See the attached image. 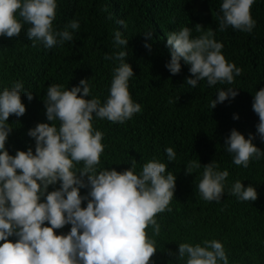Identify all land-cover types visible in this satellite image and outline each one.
<instances>
[{"label":"clouds","instance_id":"obj_1","mask_svg":"<svg viewBox=\"0 0 264 264\" xmlns=\"http://www.w3.org/2000/svg\"><path fill=\"white\" fill-rule=\"evenodd\" d=\"M255 3L221 0L218 30L231 27L250 34L256 26L251 14ZM57 7L58 0H0V37H18L24 29L33 47L39 43L45 49L72 41L79 21L72 19L56 30ZM117 22L126 27L123 20ZM25 25L29 27L25 29ZM202 29L195 25L198 36H193L189 27L166 34L170 60L165 68L177 75L183 62L190 73L185 83L193 89L200 81H206L209 88L232 85L242 69L225 58L215 30ZM144 35L150 38L152 33ZM127 45L128 39L116 30L113 46L121 50L104 56L116 66L103 102L91 94L90 79H81L71 89L60 84L48 86L43 99L47 122L27 131L34 150L29 146L12 155L6 147L13 131L9 117L25 114L21 97L31 101L32 92L22 81L0 88V264H155L151 258L157 251L154 237L161 232L158 214L172 212L176 176L167 171L168 164L156 158L145 162L139 171L135 159L122 171L100 168L106 146L102 143L104 133L94 128L96 120L123 124L142 111L129 92L135 74L126 62L128 53L123 49ZM144 47L151 51L147 42ZM236 89H217L209 108L234 99ZM252 110L259 118L256 135L264 142V88L253 95ZM233 119L239 116L234 114ZM255 138L249 133L246 139L235 128L230 131L223 146L233 164L248 168L250 162L264 158V151L253 143ZM165 154L168 163L176 159L171 147ZM201 166L196 185L200 197L220 203L229 171L221 170L214 159L205 165L192 160L186 164L185 174ZM82 189L87 190L83 195ZM228 192L241 202L258 198L256 188L251 184L246 187L241 180L232 183ZM65 226H70L67 232L59 231ZM169 255H175L176 264H230L218 239L179 243Z\"/></svg>","mask_w":264,"mask_h":264},{"label":"trees","instance_id":"obj_2","mask_svg":"<svg viewBox=\"0 0 264 264\" xmlns=\"http://www.w3.org/2000/svg\"><path fill=\"white\" fill-rule=\"evenodd\" d=\"M220 4L221 0H58L53 26L62 30L70 20H78L80 27L73 32L72 41L45 49L39 43L33 47L24 29L18 37H0V88L22 81L33 95L31 101L22 95L26 106L22 117H9L13 131L6 147L12 155L29 146L34 150V141L27 131L47 122L43 99L49 85L71 89L81 79H90L91 94L103 102L116 66L104 56L121 50L113 46L116 30L128 39L123 50L127 51L126 62L135 74L129 81V92L142 111L123 124L96 120L94 128L104 133L102 143L106 146L100 168L122 171L135 159L139 171L145 162L156 158L168 164L167 171L176 176L172 212L158 214L161 232L154 237L157 251L151 258L155 264H176L170 251L175 253L179 243H199L204 239L222 241L230 264H264V158L243 168L232 163L223 146L235 128L246 139L249 133L256 136L253 143L264 151V142L256 135L259 118L252 110L253 95L264 88V0L252 5L256 26L250 34L231 27L220 32ZM197 24L202 31L215 30V39L224 45L225 58L242 69L232 85L209 88L206 81H200L193 89L185 83L190 73L183 62L177 75L165 68L170 60L166 34L189 27L192 35L198 36ZM149 32L152 35L146 38L144 34ZM145 42L151 45V51L144 47ZM227 87L237 88L238 95L211 110L208 105L216 98L217 89ZM234 114L239 119L234 120ZM168 147L176 152L171 163L165 154ZM213 159L221 170L229 171L220 203L206 202L198 193L196 185L202 166L185 174L189 161L205 165ZM236 180L246 187L254 186L257 200L241 202L232 196L228 188ZM86 191L82 189L81 194ZM69 228L59 231L67 232ZM146 231L151 234L150 229Z\"/></svg>","mask_w":264,"mask_h":264}]
</instances>
